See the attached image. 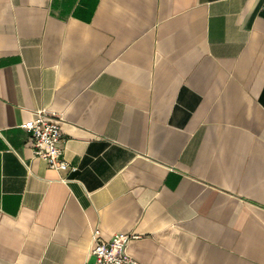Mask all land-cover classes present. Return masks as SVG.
<instances>
[{
  "label": "crops",
  "instance_id": "1",
  "mask_svg": "<svg viewBox=\"0 0 264 264\" xmlns=\"http://www.w3.org/2000/svg\"><path fill=\"white\" fill-rule=\"evenodd\" d=\"M61 118L49 168L21 125ZM264 264V0H0V264Z\"/></svg>",
  "mask_w": 264,
  "mask_h": 264
},
{
  "label": "built area",
  "instance_id": "2",
  "mask_svg": "<svg viewBox=\"0 0 264 264\" xmlns=\"http://www.w3.org/2000/svg\"><path fill=\"white\" fill-rule=\"evenodd\" d=\"M60 122V117L49 116L45 111L38 110L21 127L31 134L34 157L40 158L56 171H75L64 159L59 146L62 139ZM98 233L95 231L93 234L94 246L91 250L95 264H136L126 252L127 243L133 236L116 234L109 242H104L97 237Z\"/></svg>",
  "mask_w": 264,
  "mask_h": 264
}]
</instances>
